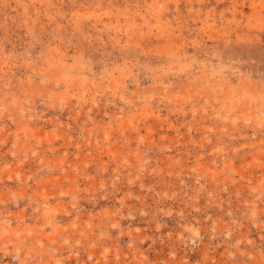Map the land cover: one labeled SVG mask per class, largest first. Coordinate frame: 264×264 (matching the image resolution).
<instances>
[{
	"label": "rangeland",
	"instance_id": "1",
	"mask_svg": "<svg viewBox=\"0 0 264 264\" xmlns=\"http://www.w3.org/2000/svg\"><path fill=\"white\" fill-rule=\"evenodd\" d=\"M0 264H264V0H0Z\"/></svg>",
	"mask_w": 264,
	"mask_h": 264
}]
</instances>
